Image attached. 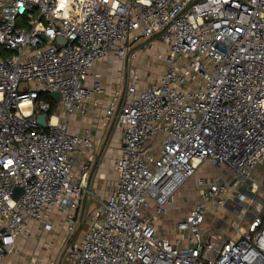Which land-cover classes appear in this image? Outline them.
<instances>
[{"label": "built area", "instance_id": "1", "mask_svg": "<svg viewBox=\"0 0 264 264\" xmlns=\"http://www.w3.org/2000/svg\"><path fill=\"white\" fill-rule=\"evenodd\" d=\"M141 42L165 45L167 69L145 87L132 68L108 103L123 136L117 183L68 264H264V185L252 178L264 164V0H0V262L30 222L61 210L74 229L96 197L83 163L94 138L70 118L104 94L97 64L128 69ZM204 163L214 176L197 177ZM194 177L198 202L179 219L172 198Z\"/></svg>", "mask_w": 264, "mask_h": 264}, {"label": "crops", "instance_id": "2", "mask_svg": "<svg viewBox=\"0 0 264 264\" xmlns=\"http://www.w3.org/2000/svg\"><path fill=\"white\" fill-rule=\"evenodd\" d=\"M139 47L141 46H138L136 49V58H131V60H129V62L135 64L136 66L143 65V63L140 62L141 56H143V54L142 51L138 49ZM98 64L93 70V74L99 72L104 76L106 74V70H103L104 68H100ZM102 64H104V62H102ZM109 64L110 66L112 64V67L115 68H113L112 72L115 76V87H118L119 89L123 82V77L121 75L122 64L115 65L111 60L109 61ZM134 70L136 71L135 68ZM137 73L140 74V70H137ZM89 81H91V79H89ZM155 81L148 84L151 85ZM144 85H146V83ZM116 90L117 89L112 88V90L109 91L108 87H105V92L99 97L98 104H89V110L86 114L75 113L71 116L72 123H70V129L73 132L80 133L86 130H91L94 136V143L90 147V149L86 150L84 159L88 162L89 166V188L96 195H100V192H104L105 188L102 189V185L100 184V182L106 180V174L109 173V167L111 168L110 173L114 170L113 163L108 166L106 159V156H108L107 153H110V151H112V148L110 147L109 149H104V143L107 140H112V143L118 140L120 145H118L117 143L114 144L117 148L118 154L121 153V148L123 145V136L114 125L113 120L107 122V118H105V111L108 107V103L110 102L113 93L115 94ZM114 130L118 131L119 133L115 135ZM110 146H112V144ZM114 178L115 183L113 184V188L109 187L111 188V191H108L107 195L109 197L115 190L117 175ZM261 184H263V182H261ZM107 188L108 187H106V190ZM257 201L264 204V199L259 196L257 197ZM191 209L192 208H190V210ZM58 211L60 210L53 211L51 215L43 222H30L29 228L33 233L32 237H29L27 235L20 236L18 238L14 253L8 255L4 261L0 262V264H68L66 260V254L63 257L64 253H66V250H63V247L66 242V234L68 233L67 230L69 229V224L67 225V229L64 231L63 226H60L59 223L60 220L58 217ZM215 223H217V228L213 227ZM47 225H51V228ZM207 225L208 234H214V232H217L220 229L219 222L214 220V218H212L211 216H208L207 218ZM61 230H63L64 234H61Z\"/></svg>", "mask_w": 264, "mask_h": 264}, {"label": "rangeland", "instance_id": "3", "mask_svg": "<svg viewBox=\"0 0 264 264\" xmlns=\"http://www.w3.org/2000/svg\"><path fill=\"white\" fill-rule=\"evenodd\" d=\"M143 44H144V42H141L140 43L141 47L138 48L139 50L142 51V54H143V56H141V61H140L143 63V65L136 66L135 64H132L131 62H129L128 63V69H127L126 63H124V65H123V68L121 71L122 72L121 75L123 77V82L120 86L121 91H123V89L125 87L124 82H125L126 75H127V73H128V75H130L132 68L133 69L135 68L136 72H137V70H140V74L139 73H137V74L141 77L142 84L145 87H147L151 82L157 80L159 78V76H161L165 72V70L167 69V57L168 56H167V48L165 47V45L163 43L154 42L150 48H145L143 46ZM109 61L110 60H106L104 62V64L100 63V64H98V66L102 69L104 68L103 70H106V74L104 75V84H105L104 90H105V87H108V89L110 91V90H112V88L118 89V87H115L116 86L115 82H114L115 76L113 75V72H112L114 67H112L113 66L112 64L110 66ZM145 83H146V85H144ZM113 95H114V93H113ZM48 99L55 107V105H56L55 103H57V102L55 101V103H54L51 98H48ZM70 123H72L71 118H70ZM86 131H90L92 133L91 130H86ZM117 133H119V132L114 130V134L116 135ZM92 135H93V133H92ZM93 138H94V136H93ZM104 138H105V136H104ZM118 138H120V137H118ZM116 143L118 145H120L118 140L114 141L113 143H112V140H107L104 143V149H109L110 147L112 148V151H110V153L108 152L107 153L108 156H106L108 166L112 163H113V166H115L114 165L115 161L119 157L117 148L114 145ZM111 144H112V146H110ZM83 163L87 164V166H88V162L85 159H83ZM88 168H89V166H88ZM110 171H111V168L109 167V170H108L109 173L106 174V176H107L106 180L103 182H100V184L102 185V189L105 188L104 192L103 193L100 192V195H96V197H93V199L89 198L87 200L86 209L84 211L83 217H82L83 208L76 214V219L74 220V222H75L74 229L72 226H69V228L71 227L72 229L67 230L68 233H70V234H68V233L66 234V242L64 244L63 250L64 249L66 250L67 246L70 244L71 241L77 240L82 236L84 230L87 228L88 215L92 213L95 206L99 203V200L109 198V196H107L108 191L110 192L111 188H113V184L115 183L114 177L116 176L115 170H113V172H111V173H110ZM215 173H216V169L213 165H210L208 163H204L200 167L198 174H197V177H199L203 174L207 175L208 177H211L212 175L214 176ZM88 176H89V174H88ZM252 178L254 181H256L258 183L263 182V184H264V165L257 166L256 170L252 174ZM89 179H90V177H89ZM89 182H90V180H89ZM195 182H196V177L192 178L186 184L182 185L176 191V193L174 194V196L172 198V205L182 206V208H183V213L179 215V219L181 217H183V215L185 213H187V211H189L190 208H192L198 202L200 190L196 189ZM106 187H108L107 190H106ZM109 187H111V188H109ZM172 205H169V206H172ZM238 211H239V208H238V210H236L231 205H228L226 208V214L228 215V217L231 219V221L235 220L237 223L239 222V220L234 215H236L238 213ZM58 214H59V216H58L59 220L61 221L60 222L58 220L60 223V226H63V229L65 231L68 227L67 225L69 224L70 219L66 215V213H64V211L60 210V211H58ZM173 219L174 218L172 216H168L167 219H164L163 222L159 224V229L161 230V233L164 231L162 233L163 235L165 234V232H169L173 228V226H174ZM248 219H249V217H248ZM213 227L217 228L218 227L217 223H215V225H213ZM61 234H64L63 230H61ZM64 256H65V253H64L63 257Z\"/></svg>", "mask_w": 264, "mask_h": 264}, {"label": "water", "instance_id": "4", "mask_svg": "<svg viewBox=\"0 0 264 264\" xmlns=\"http://www.w3.org/2000/svg\"><path fill=\"white\" fill-rule=\"evenodd\" d=\"M52 98L58 103V102H60L61 94L59 92H54V93H52ZM38 122L40 123V125L43 128H46V116L44 114H41L38 116ZM22 193H23V190L17 189L16 190V197H18ZM84 209H85V205L83 207L82 217L84 215Z\"/></svg>", "mask_w": 264, "mask_h": 264}, {"label": "clouds", "instance_id": "5", "mask_svg": "<svg viewBox=\"0 0 264 264\" xmlns=\"http://www.w3.org/2000/svg\"><path fill=\"white\" fill-rule=\"evenodd\" d=\"M6 242H7V238H6Z\"/></svg>", "mask_w": 264, "mask_h": 264}]
</instances>
